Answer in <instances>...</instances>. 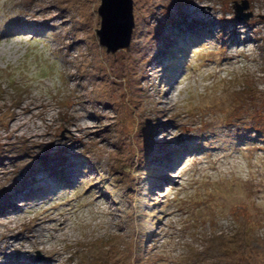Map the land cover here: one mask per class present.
<instances>
[{"label": "rangeland", "instance_id": "374dc122", "mask_svg": "<svg viewBox=\"0 0 264 264\" xmlns=\"http://www.w3.org/2000/svg\"><path fill=\"white\" fill-rule=\"evenodd\" d=\"M101 2L0 0V264H264V0Z\"/></svg>", "mask_w": 264, "mask_h": 264}, {"label": "water", "instance_id": "95a60500", "mask_svg": "<svg viewBox=\"0 0 264 264\" xmlns=\"http://www.w3.org/2000/svg\"><path fill=\"white\" fill-rule=\"evenodd\" d=\"M246 9L247 6L236 4V19L243 20L246 17L243 11ZM98 13L101 28L97 30V36L101 46L106 47L109 53L129 50L135 26L133 0H102Z\"/></svg>", "mask_w": 264, "mask_h": 264}, {"label": "bare ground", "instance_id": "6f19581e", "mask_svg": "<svg viewBox=\"0 0 264 264\" xmlns=\"http://www.w3.org/2000/svg\"><path fill=\"white\" fill-rule=\"evenodd\" d=\"M195 20V19H194ZM198 20H200V19H198ZM198 20H196V21H198ZM202 21V20H201Z\"/></svg>", "mask_w": 264, "mask_h": 264}]
</instances>
